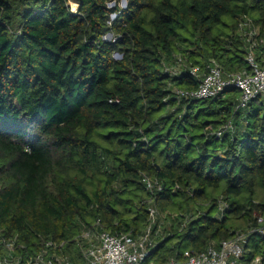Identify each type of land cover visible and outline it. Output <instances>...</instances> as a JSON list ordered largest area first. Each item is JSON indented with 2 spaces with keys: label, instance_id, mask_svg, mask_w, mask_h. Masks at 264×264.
<instances>
[{
  "label": "trees",
  "instance_id": "1",
  "mask_svg": "<svg viewBox=\"0 0 264 264\" xmlns=\"http://www.w3.org/2000/svg\"><path fill=\"white\" fill-rule=\"evenodd\" d=\"M109 1L0 0V236L31 253L63 242L84 264L82 231L98 222L137 237L152 201L162 217L143 264L236 233L239 263L264 264V97L236 112L235 89L177 99L172 88L196 81L162 72L176 54L187 66L246 69L237 24L249 18L264 39V0ZM228 121L232 133L210 134ZM142 174L160 190L150 194Z\"/></svg>",
  "mask_w": 264,
  "mask_h": 264
},
{
  "label": "built area",
  "instance_id": "2",
  "mask_svg": "<svg viewBox=\"0 0 264 264\" xmlns=\"http://www.w3.org/2000/svg\"><path fill=\"white\" fill-rule=\"evenodd\" d=\"M237 33L244 44L246 69L225 72L214 59L209 60L204 68L187 66L184 57L176 54L171 63L163 64L162 72L170 78L186 74L196 81V88L174 87L171 89L172 96L185 100H207L219 97L228 89H235L238 92L235 112L245 110L257 97H264V39L259 37L258 27L246 17L239 19ZM233 131V123L228 121L210 134L221 139L224 134ZM140 181L150 194L160 190L159 181L146 174L141 175ZM226 208V203L219 200L218 212L222 213ZM159 217L162 215L150 201L147 226L137 237L129 233L113 234L99 228L98 222L94 229L82 231L77 241L84 264H143L155 244L153 229ZM257 223H262V219L257 218ZM245 241L244 234L236 233L232 238L222 240L218 246L208 245L196 254L184 251L182 260H170L165 264H237L244 252ZM63 247V242L43 240L40 248L31 253L25 245L18 243L16 236H0V264H72ZM249 264H262L261 258L255 257Z\"/></svg>",
  "mask_w": 264,
  "mask_h": 264
},
{
  "label": "rangeland",
  "instance_id": "3",
  "mask_svg": "<svg viewBox=\"0 0 264 264\" xmlns=\"http://www.w3.org/2000/svg\"><path fill=\"white\" fill-rule=\"evenodd\" d=\"M126 3H127V0H110L109 3H108V7H109V8H113L114 6H117V7H119L120 9H123V8H125ZM70 4H71V3H70ZM71 8H72V10L74 11V10L76 9V4H75V3L73 4V2H72V4H71ZM114 17H115V15H112L111 18L113 19ZM111 38H112L111 36L108 37V35H107V36L105 37V40H110ZM114 57H115V58H118L119 55H118L117 53H115V54H114ZM160 219H162V218H160ZM163 225H164V223L161 224V226L159 227V231H161ZM181 260H182V259H181ZM237 264H240L239 261H237Z\"/></svg>",
  "mask_w": 264,
  "mask_h": 264
},
{
  "label": "water",
  "instance_id": "4",
  "mask_svg": "<svg viewBox=\"0 0 264 264\" xmlns=\"http://www.w3.org/2000/svg\"><path fill=\"white\" fill-rule=\"evenodd\" d=\"M108 37H110V35H108Z\"/></svg>",
  "mask_w": 264,
  "mask_h": 264
},
{
  "label": "bare ground",
  "instance_id": "5",
  "mask_svg": "<svg viewBox=\"0 0 264 264\" xmlns=\"http://www.w3.org/2000/svg\"><path fill=\"white\" fill-rule=\"evenodd\" d=\"M74 4V3H73Z\"/></svg>",
  "mask_w": 264,
  "mask_h": 264
}]
</instances>
